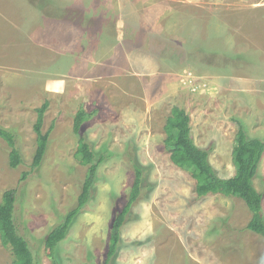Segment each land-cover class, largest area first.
Here are the masks:
<instances>
[{
  "label": "rangeland",
  "instance_id": "rangeland-1",
  "mask_svg": "<svg viewBox=\"0 0 264 264\" xmlns=\"http://www.w3.org/2000/svg\"><path fill=\"white\" fill-rule=\"evenodd\" d=\"M45 101L49 148L21 181ZM174 105L190 114L217 174L234 175L238 122L264 139V0H0V127L24 158L11 168L0 137V199L18 190L16 222L39 264H52L45 236L77 205L87 173L75 156L81 107L95 112L82 134L106 159L58 243L62 264H105L136 165L142 192L109 264H264V237L246 228L245 202L199 196L171 160L165 123ZM254 184L264 196V156ZM0 264H13L1 237Z\"/></svg>",
  "mask_w": 264,
  "mask_h": 264
},
{
  "label": "trees",
  "instance_id": "trees-1",
  "mask_svg": "<svg viewBox=\"0 0 264 264\" xmlns=\"http://www.w3.org/2000/svg\"><path fill=\"white\" fill-rule=\"evenodd\" d=\"M48 106L45 101L37 108L39 117L35 124L37 131V147L31 162L30 170L21 175L24 181L33 169L39 167L47 154L50 144V132L43 131L44 112ZM95 112L77 110L74 118V132L79 136L78 147L75 153L78 161L87 166V173L77 205L68 211L61 222L55 224L45 236V245L52 264H62L58 254V243L65 238L67 231L83 206L90 200L92 189L97 179L101 163L106 159L104 153L97 154L90 141L82 134L86 121L94 116ZM167 133L166 148L170 151L171 160L179 167L191 173L195 179V191L199 196L212 193H223L227 196H236L242 199L251 213L246 228L264 237L263 193L258 191L254 184L258 169L264 156V139L249 137L244 125L238 122V131L233 147V163L236 172L231 177H220L209 160V151L197 145L192 135L191 117L186 108L174 105L171 114L165 123ZM0 137L5 139L11 147L9 165L17 169L24 161L23 155L17 146L16 135L7 128L0 127ZM136 179L126 204L116 214L111 224L110 246L105 264H109L117 255L121 243V229L127 216L131 212L134 202L142 192L143 171L136 165ZM18 190L6 189L0 199V237L3 246L10 249L13 264H39L34 249L29 240L20 232L16 222V205Z\"/></svg>",
  "mask_w": 264,
  "mask_h": 264
}]
</instances>
